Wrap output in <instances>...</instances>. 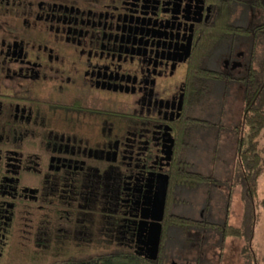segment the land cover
<instances>
[{"label": "flooded vegetation", "instance_id": "1", "mask_svg": "<svg viewBox=\"0 0 264 264\" xmlns=\"http://www.w3.org/2000/svg\"><path fill=\"white\" fill-rule=\"evenodd\" d=\"M221 22H264V0H0V264L148 260L188 67Z\"/></svg>", "mask_w": 264, "mask_h": 264}, {"label": "trees", "instance_id": "2", "mask_svg": "<svg viewBox=\"0 0 264 264\" xmlns=\"http://www.w3.org/2000/svg\"><path fill=\"white\" fill-rule=\"evenodd\" d=\"M218 30H214L212 38L201 41L200 53L192 57L187 71L189 89V112L188 118L183 120L178 138V152L176 154V166L169 172L168 189L165 202V214L162 222V231L157 258L155 260H143L134 255L119 251L118 253L102 254L98 258L86 261H67L64 263H44L40 260L29 258L14 260L10 264H164V244L168 240V229L185 231L188 235L187 242L194 243L195 236L199 234V248L196 252L197 258L202 257V244L205 234L214 232L218 234L217 264H220L224 255V245L227 239L241 240L242 245L238 254L243 264H261L253 256V234L254 227L258 221L259 213L257 183L262 173L264 164V22L251 28H237L232 25L219 23ZM223 25H225L223 27ZM239 33L244 35L248 41L246 63L242 66L241 73H235L229 69H212L207 65L214 57L216 51L230 46L237 41ZM237 43V42H236ZM263 45V53L259 67H254L255 53L258 45ZM223 50V49H222ZM231 83L241 87V107L239 117L231 127L235 138L232 166V185L239 190V201L241 203V217L238 226L229 225L227 222L230 209L231 191L227 195L225 206V218L222 223L209 221L203 217L191 218L172 212L173 204L181 201L175 197V189L178 187L187 189H205V201L203 208H209L210 191L213 187L221 185V181L214 175L203 174L191 170L189 162L185 159V152L191 146L192 135L195 130L202 131L203 136H209L212 144L209 145L211 155V167L221 162L219 139L221 131L225 130L219 121L213 122L199 114L205 107L212 95L217 91L226 92ZM220 85V87H218ZM213 96V97H214ZM198 112V113H197ZM204 113V114H205ZM184 204V203H182Z\"/></svg>", "mask_w": 264, "mask_h": 264}, {"label": "rangeland", "instance_id": "3", "mask_svg": "<svg viewBox=\"0 0 264 264\" xmlns=\"http://www.w3.org/2000/svg\"><path fill=\"white\" fill-rule=\"evenodd\" d=\"M228 44H226L225 48ZM248 41L242 40L234 49L240 53L237 57L233 55L236 62L241 64L246 63ZM222 48L216 51L214 57L207 63L209 68L220 70L223 68L222 61L225 59V51ZM263 53V45L259 44L255 53L254 67H259ZM242 67L235 66L233 72L241 73ZM220 87V85H218ZM210 97L207 106L199 112L206 119L213 122L219 121L225 130L221 131L219 139V150L221 162L211 167V155L209 145L212 140L209 136H203L202 131L195 130L191 146L185 152V159L189 162L191 170L203 173L212 174L222 183L218 187H213L210 191V199L208 202L209 208H203L205 201V189H187L178 187L175 189V197L181 201L180 204L172 205V212L191 217L198 218L204 215L209 221L222 223L225 218V206L227 203V195L231 191L230 209L227 222L229 225L238 226L241 217V203L239 201V190L232 185V166L235 138L232 135L231 127L238 120L239 111L242 104L241 87L236 83H231L227 87L225 93L223 90ZM198 113V112H197ZM205 113V114H204ZM263 170L258 179V205L257 211L259 218L254 227L253 234V256L264 264V164ZM184 203V204H182ZM185 231L170 228L168 230V240L164 245L165 259L164 264L183 263V264H217V247L216 242L218 234L209 232L205 234V241L201 248L203 249L202 257L197 258L196 252L199 248V234L195 236V242H187L188 238ZM190 236V235H189ZM242 245L241 240L227 239L224 245V255L221 258L220 264H243L242 258L238 254Z\"/></svg>", "mask_w": 264, "mask_h": 264}, {"label": "water", "instance_id": "4", "mask_svg": "<svg viewBox=\"0 0 264 264\" xmlns=\"http://www.w3.org/2000/svg\"><path fill=\"white\" fill-rule=\"evenodd\" d=\"M168 181L165 175L156 181L151 197L150 213L145 215L146 256L148 260H155L159 251L161 238V221L164 215ZM176 264V263H172Z\"/></svg>", "mask_w": 264, "mask_h": 264}]
</instances>
